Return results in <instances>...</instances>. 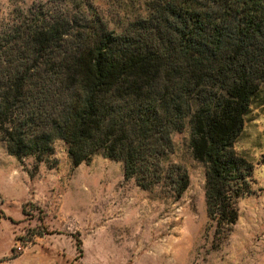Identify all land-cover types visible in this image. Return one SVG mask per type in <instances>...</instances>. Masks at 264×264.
<instances>
[{"label":"trees","instance_id":"1","mask_svg":"<svg viewBox=\"0 0 264 264\" xmlns=\"http://www.w3.org/2000/svg\"><path fill=\"white\" fill-rule=\"evenodd\" d=\"M12 21L0 47L10 154L40 161L59 138L75 166L102 152L150 188L189 118L209 218L229 233L254 168L234 144L264 85V0H161L120 32L71 9L28 7ZM189 183L181 170L177 196Z\"/></svg>","mask_w":264,"mask_h":264},{"label":"rangeland","instance_id":"2","mask_svg":"<svg viewBox=\"0 0 264 264\" xmlns=\"http://www.w3.org/2000/svg\"><path fill=\"white\" fill-rule=\"evenodd\" d=\"M159 1L0 0V47L2 25L28 7L95 15L120 32ZM172 141L159 181L144 188L102 152L75 166L62 139L40 161L10 154L0 139V264H264V85L234 144L254 168L228 234H216L209 218L189 118ZM181 170L190 183L177 196Z\"/></svg>","mask_w":264,"mask_h":264}]
</instances>
